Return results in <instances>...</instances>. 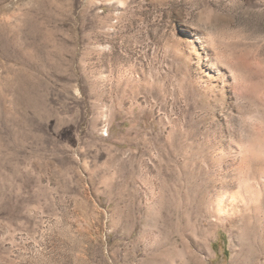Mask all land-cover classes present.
Returning a JSON list of instances; mask_svg holds the SVG:
<instances>
[{"label": "rangeland", "instance_id": "374dc122", "mask_svg": "<svg viewBox=\"0 0 264 264\" xmlns=\"http://www.w3.org/2000/svg\"><path fill=\"white\" fill-rule=\"evenodd\" d=\"M0 264H264V0H0Z\"/></svg>", "mask_w": 264, "mask_h": 264}, {"label": "bare ground", "instance_id": "6f19581e", "mask_svg": "<svg viewBox=\"0 0 264 264\" xmlns=\"http://www.w3.org/2000/svg\"><path fill=\"white\" fill-rule=\"evenodd\" d=\"M195 50V49H194Z\"/></svg>", "mask_w": 264, "mask_h": 264}]
</instances>
